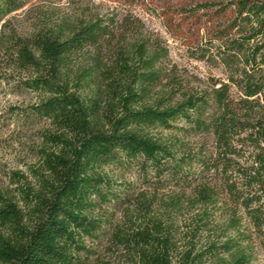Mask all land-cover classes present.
Listing matches in <instances>:
<instances>
[{"label": "trees", "instance_id": "1", "mask_svg": "<svg viewBox=\"0 0 264 264\" xmlns=\"http://www.w3.org/2000/svg\"><path fill=\"white\" fill-rule=\"evenodd\" d=\"M30 1L0 0V85L35 95L17 120L38 132L36 165L0 180V264H253L264 0L192 10L190 58L209 71L192 83L125 0L23 36L8 18Z\"/></svg>", "mask_w": 264, "mask_h": 264}, {"label": "rangeland", "instance_id": "2", "mask_svg": "<svg viewBox=\"0 0 264 264\" xmlns=\"http://www.w3.org/2000/svg\"><path fill=\"white\" fill-rule=\"evenodd\" d=\"M118 0H31L23 9L9 16V24L23 36L37 29L55 28L72 23L88 11L105 15L107 10L117 7ZM131 9L152 34L158 35L168 49V60L161 66L169 70L174 66L176 82L192 83L194 78L209 74L202 64L190 58V51L199 37L206 17L192 10L197 5L219 3L227 0H125ZM86 63L99 70L105 68L104 61ZM97 63V64H96ZM218 76L217 71L210 72ZM35 95L17 94L0 85V180L6 184L11 172L28 175L27 169L36 165L35 149L38 147V132L31 126L17 120V114L35 101ZM104 264H123L121 255L103 257ZM116 257V258H115ZM95 262V261H93ZM253 264H264L261 244L254 243Z\"/></svg>", "mask_w": 264, "mask_h": 264}]
</instances>
